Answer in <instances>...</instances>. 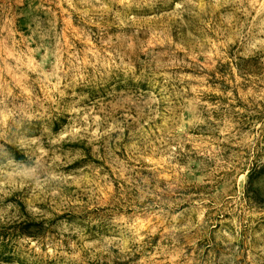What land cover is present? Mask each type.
<instances>
[{"label":"rangeland","instance_id":"rangeland-1","mask_svg":"<svg viewBox=\"0 0 264 264\" xmlns=\"http://www.w3.org/2000/svg\"><path fill=\"white\" fill-rule=\"evenodd\" d=\"M263 166L264 0H0V264H264Z\"/></svg>","mask_w":264,"mask_h":264},{"label":"trees","instance_id":"trees-1","mask_svg":"<svg viewBox=\"0 0 264 264\" xmlns=\"http://www.w3.org/2000/svg\"><path fill=\"white\" fill-rule=\"evenodd\" d=\"M261 172H264V166L260 170V173ZM256 176H258L257 173L255 172V170H252V172H250V175H249L248 195H250L252 183H253L254 179L256 178ZM28 220H29V222L24 229L25 230L24 234L30 238L37 239L39 237L41 230H42V223H38L32 219H28ZM0 250H3L2 253L5 252L6 247L4 246V243H2V247Z\"/></svg>","mask_w":264,"mask_h":264}]
</instances>
